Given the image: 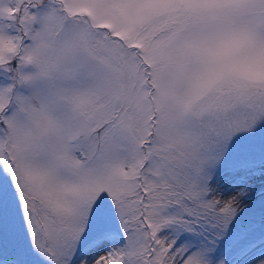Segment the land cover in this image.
I'll use <instances>...</instances> for the list:
<instances>
[{
	"label": "snow or ice",
	"instance_id": "1",
	"mask_svg": "<svg viewBox=\"0 0 264 264\" xmlns=\"http://www.w3.org/2000/svg\"><path fill=\"white\" fill-rule=\"evenodd\" d=\"M0 264H264V0H0Z\"/></svg>",
	"mask_w": 264,
	"mask_h": 264
},
{
	"label": "rangeland",
	"instance_id": "2",
	"mask_svg": "<svg viewBox=\"0 0 264 264\" xmlns=\"http://www.w3.org/2000/svg\"><path fill=\"white\" fill-rule=\"evenodd\" d=\"M225 187H227V184H225Z\"/></svg>",
	"mask_w": 264,
	"mask_h": 264
}]
</instances>
